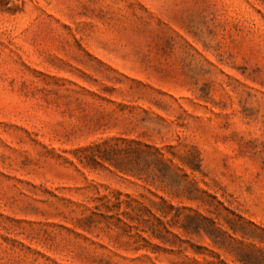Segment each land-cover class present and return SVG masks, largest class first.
Listing matches in <instances>:
<instances>
[{"label": "rangeland", "instance_id": "374dc122", "mask_svg": "<svg viewBox=\"0 0 264 264\" xmlns=\"http://www.w3.org/2000/svg\"><path fill=\"white\" fill-rule=\"evenodd\" d=\"M0 264H264V0H0Z\"/></svg>", "mask_w": 264, "mask_h": 264}]
</instances>
